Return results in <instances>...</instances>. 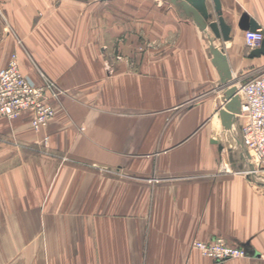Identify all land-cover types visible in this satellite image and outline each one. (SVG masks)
Here are the masks:
<instances>
[{"label": "crops", "instance_id": "crops-1", "mask_svg": "<svg viewBox=\"0 0 264 264\" xmlns=\"http://www.w3.org/2000/svg\"><path fill=\"white\" fill-rule=\"evenodd\" d=\"M142 2L0 0V69L16 53L65 93L38 133L28 115L0 122V264H261L264 174L221 125L208 46L233 83L264 74L238 27L246 14L264 34V0H219L227 41ZM219 237L247 256L191 249Z\"/></svg>", "mask_w": 264, "mask_h": 264}, {"label": "built area", "instance_id": "built-area-1", "mask_svg": "<svg viewBox=\"0 0 264 264\" xmlns=\"http://www.w3.org/2000/svg\"><path fill=\"white\" fill-rule=\"evenodd\" d=\"M244 33L246 46L250 51L259 47L264 39L260 28ZM234 86L240 98V114L237 117L243 119L241 142L251 172L264 174V74L256 75L243 83H235ZM64 94L60 87L45 77L38 84L24 75L15 53L9 56L6 65L0 70V118L12 121L26 113L34 131L44 128L54 117L51 101L58 100ZM191 249L214 261L246 255L244 249L231 245L222 238L210 242L195 241ZM260 259L264 264V253Z\"/></svg>", "mask_w": 264, "mask_h": 264}, {"label": "water", "instance_id": "water-1", "mask_svg": "<svg viewBox=\"0 0 264 264\" xmlns=\"http://www.w3.org/2000/svg\"><path fill=\"white\" fill-rule=\"evenodd\" d=\"M173 5L179 7L183 14L191 18L201 31L210 29L215 38L223 41L229 40L230 27L225 23L222 17L219 0H212L214 5V13L217 17L216 21H211L212 14L208 12L206 0H168ZM239 29L242 31H255L259 29V25L253 18L246 14L242 15L238 23ZM210 60L215 67L219 76V85L224 89L223 101L224 105L219 110V117L221 125L225 130H230L237 115L240 114V98L237 95L236 87L231 82L232 74L229 68L227 58L223 51L212 43L208 46ZM264 55V39L261 41L259 47L253 49L249 53V58L260 57Z\"/></svg>", "mask_w": 264, "mask_h": 264}, {"label": "rangeland", "instance_id": "rangeland-1", "mask_svg": "<svg viewBox=\"0 0 264 264\" xmlns=\"http://www.w3.org/2000/svg\"><path fill=\"white\" fill-rule=\"evenodd\" d=\"M79 1H91V0H79ZM93 1H95V2H99V1H102V0H93ZM110 1H119L120 2V4H121V2L123 1V3L125 4V5H127V4H129L130 2H133V1H137V0H110ZM143 2H142V4H144L145 2V0H142ZM56 33H61V30H60V28L59 27H56ZM0 37H1V23H0ZM19 46V45H18ZM11 54H13V53H11ZM10 54V55H11ZM16 54V53H15ZM17 55V54H16ZM18 57V56H17ZM8 61V60H7ZM18 62H19V59H18ZM19 68H20V65H19ZM1 70V69H0ZM20 71H21V69H20ZM22 72V71H21ZM43 81V80H42ZM52 81V80H51ZM235 84V83H234ZM54 101H57V100H54ZM51 102H53V101H51ZM53 106V105H52ZM25 115H28V114H23L22 116H20L19 118H17V119H15V120H12V121H9V120H7V119H5V118H0V122H4V123H7V124H9V123H13V122H16V121H19L20 119H22V117H24ZM29 116V115H28ZM29 119H30V117H29ZM52 119V118H51ZM50 119V120H51ZM49 120V121H50ZM236 123H235V127L233 128V130H231V132H233L234 131V133L238 136V139L240 140V134H241V127H242V123H243V119L242 118H240V117H238V118H236V121H235ZM49 123V122H48ZM47 126V125H46ZM45 126V127H46ZM30 127H31V125H30ZM32 129V128H31ZM42 129H44V128H42ZM33 130V129H32ZM34 131V130H33ZM39 131H41V130H38V131H35L36 133H38ZM229 131V130H228ZM45 138H47V137H45ZM240 142V141H239ZM6 141H5V137L3 136V135H0V147L1 146H7L8 144H6ZM11 144V143H10ZM13 144L15 145V143L13 142ZM44 144H45V141H44ZM220 238V237H219ZM215 239H217V238H215ZM214 239V240H215ZM223 239V238H222ZM213 241V240H212ZM195 242V241H194ZM193 242V243H194ZM192 245V244H191ZM237 247H239V246H237ZM241 248V247H240ZM243 249V248H242ZM196 251V250H195ZM198 252V251H197ZM246 252V251H245ZM263 254V253H262ZM262 254H260L259 256H258V258H259V261H260V263L261 264H263L262 263V261H261V259H260V257H261V255ZM247 256V253H246V255L244 256V257H246ZM244 257H240V258H244ZM240 258H233V259H240ZM208 259V258H207ZM211 260V259H210ZM228 260H231V259H228ZM214 261V260H213ZM224 261H227V260H224ZM215 262H223V261H215Z\"/></svg>", "mask_w": 264, "mask_h": 264}]
</instances>
